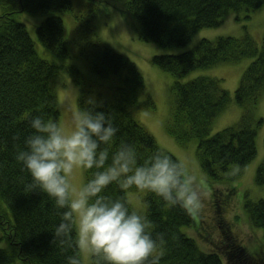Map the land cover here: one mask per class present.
<instances>
[{
	"label": "trees",
	"instance_id": "trees-1",
	"mask_svg": "<svg viewBox=\"0 0 264 264\" xmlns=\"http://www.w3.org/2000/svg\"><path fill=\"white\" fill-rule=\"evenodd\" d=\"M74 4V0H0V242L6 244L0 249V264H68V257L74 255V249L53 245V232L60 223L54 201L43 192L25 191L31 176L16 159L17 153L25 150L26 137L32 133L29 121L33 116L59 123L55 85L60 75L67 76L78 88L77 109L87 107L85 102L94 99L102 105L96 111L109 115L118 129L109 147L108 163L121 143L135 148L138 165L162 151L135 117L140 106L138 97L144 89L142 76L127 58L95 39L92 25L95 11L87 12ZM261 7L264 0L126 3L128 13L136 20V38L159 48L184 47L201 30L219 27L228 13L242 12L244 19L249 20ZM23 13L50 15L36 28L37 41L62 61L70 58L83 61L92 77H85L73 65H55L39 58L24 25L15 20ZM64 14L69 16L67 36L59 16ZM244 59L251 62L234 92V102L242 110L240 119L234 126L210 136L213 120L230 102L228 92L221 88L218 79L199 76L185 83L181 80L192 72L233 65ZM150 63L173 78L166 132L180 146L191 140L197 142V162L208 183L222 182L230 168L242 170L254 159L256 130L262 123L261 119H255L254 110L264 93V35L260 47L246 32L237 38L202 39L189 51L153 56ZM143 106L154 109L150 101ZM95 171H83L84 182L92 179ZM237 176L238 173L230 179ZM254 181L257 186H264V159L256 169ZM135 191H138L135 187L125 191L113 183L102 195L113 200L124 198L131 212L127 195ZM234 192L229 189L227 196ZM142 203V215L151 222L149 231L153 239L158 234L164 236L160 264H223L216 253L201 251L182 232V228H188L198 233L202 226L194 228L195 218L150 192H144ZM215 207L219 208L216 201ZM243 208L249 224L261 229L264 238V200L247 201ZM229 235L222 231L225 264H264L262 246L249 254Z\"/></svg>",
	"mask_w": 264,
	"mask_h": 264
},
{
	"label": "clouds",
	"instance_id": "clouds-1",
	"mask_svg": "<svg viewBox=\"0 0 264 264\" xmlns=\"http://www.w3.org/2000/svg\"><path fill=\"white\" fill-rule=\"evenodd\" d=\"M85 105L72 111L70 127L39 115L30 119L32 133L16 156L31 176L25 191L43 192L54 201L60 223L52 243L74 249L68 264H84L85 259L90 264H160L163 234L153 239L145 216L130 212L124 198L113 200L102 193L113 183L125 191L135 187L195 218L208 196L204 181L164 151L138 165L136 150L127 143L120 144L108 163L118 129L109 115L96 111L102 105L94 99ZM91 169H96L92 179L76 182L79 173Z\"/></svg>",
	"mask_w": 264,
	"mask_h": 264
},
{
	"label": "rangeland",
	"instance_id": "rangeland-1",
	"mask_svg": "<svg viewBox=\"0 0 264 264\" xmlns=\"http://www.w3.org/2000/svg\"><path fill=\"white\" fill-rule=\"evenodd\" d=\"M128 1L130 0H109V2L101 4L97 0H74V5L85 8L87 12L95 11L92 19V25L95 28V39L102 45L127 58L142 76L144 89L138 97L140 106L135 112L137 121L153 137L160 150L184 163L189 170L194 171L204 181L208 196L203 202L204 206L200 214L195 217L196 225L194 228L197 226L201 227L202 224L204 226L199 228L200 230L198 229V233L194 230L188 231V228H182V232L193 239L201 251L216 253L223 264H225L224 252L216 250L220 247V244L223 245L222 231L228 232L231 239L243 245L249 254L257 252L260 246H262V253L264 254L263 232L261 229L253 228L248 224L243 210L245 201L255 203L259 200H264V186L259 187L254 181L256 169L264 159V93L259 98L254 110L255 119L262 120L261 125L256 130V155L254 159L242 170L230 168L222 179L223 181L219 182L220 185H218V182L208 183L197 162V142L191 140L186 146H180L166 132L165 125L171 104L170 86L173 83V78L150 63L153 56L178 55L189 51L202 39L214 41L219 37L237 38L245 32L260 47L264 35V7L253 12L249 20L244 19L242 12H230L224 16L219 27L201 30L184 47L159 48L153 44L143 43L136 38V20L126 9ZM48 16L50 15H29L23 13L16 17L15 20L24 25L29 37L34 42L39 58L55 65L65 63L73 65L85 77H92L83 61L75 58L62 61L51 55L37 41L36 28ZM59 16L63 20L67 36L69 16H66V14ZM244 26L246 27L245 30L243 29ZM250 62L251 59H244L233 65H219L206 70H198L181 80V82L185 83L199 76L218 79L220 80L221 88L228 92L230 102L227 108L213 120L209 132L210 136L225 128L234 126L239 121L242 110L234 102V92ZM59 77L55 85V95L60 112L59 123L65 127H70L71 113L77 110L78 88L67 76L60 75ZM147 101L153 104L154 109H147L143 106ZM236 173H238V176L230 179ZM76 182H84L83 171L77 175ZM225 188L232 189V191L235 190L230 198L227 196ZM216 190H218V193L214 194ZM143 196L144 192L140 191L128 193L127 200L132 211H136L139 214L144 213ZM215 201L219 208L215 207ZM199 234L207 237L203 238ZM5 246L4 242H0V249ZM13 264L21 263L14 262ZM84 264H90V261L85 259Z\"/></svg>",
	"mask_w": 264,
	"mask_h": 264
}]
</instances>
